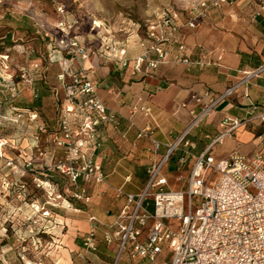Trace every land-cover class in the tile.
<instances>
[{"label": "built area", "instance_id": "2783aa9c", "mask_svg": "<svg viewBox=\"0 0 264 264\" xmlns=\"http://www.w3.org/2000/svg\"><path fill=\"white\" fill-rule=\"evenodd\" d=\"M229 0H192L181 7H168L153 19L146 20L143 26L134 30V40L130 51L125 43L114 44L108 40L103 52L90 49L88 52L76 41L70 45L76 47V54L87 58L90 53L114 61L126 69L131 76L148 77L159 66L184 64L204 66L212 63L207 52L198 60L186 55L185 35L188 30L196 29L214 8ZM264 24V0L254 13ZM139 27L142 34H139ZM264 30V26H262ZM4 57V56H3ZM221 56H217V61ZM4 69V70H3ZM6 64L0 68V81L15 91L11 76L5 74ZM264 73V64L242 72L237 84L230 86L215 96L205 90L195 97L199 111L190 109L191 120L179 139L166 144V152L159 160H153L147 168L148 180L139 193L125 192L116 188L117 196L125 198V204L115 219L105 225L101 236L103 241L117 244L115 263L125 252L130 261H147L148 264H264V156L253 155L246 160L245 155L233 151L218 160L210 153V146L195 156L183 188H167V178L162 173L163 165L171 154L186 140L187 134L216 106L230 96L238 86L247 85L252 78ZM24 77V74L21 75ZM64 97L62 99L57 132L52 142L64 149L66 156L58 160L56 167L65 173L72 182L82 180L87 183H102L106 176L101 166L85 151L84 144L91 138L96 127L102 122H116L115 115L96 95L95 84L88 78L86 70L81 67L74 73L70 82H62ZM185 107V103L180 104ZM131 114L141 112L150 114V108L144 105L134 106ZM78 113L81 118L80 131L74 132L68 116ZM34 120L35 113H28ZM226 129L214 139L230 135L241 122L226 117L222 120ZM146 130H140L138 137ZM73 136H80L73 139ZM84 136V137H81ZM154 150L158 142L153 140ZM187 153V151H185ZM218 171L221 176L209 185L208 173ZM181 180V176L176 178ZM82 193L76 197H81ZM187 197V207L184 197ZM195 203V210L192 209ZM152 205V210L149 207ZM175 219L177 224L169 223ZM90 230L82 237V244L76 253L85 264L88 253L96 252L97 228L102 224L95 216H89ZM148 222L150 224L148 225ZM145 236L142 238V236ZM169 243L173 250L170 260H158L162 245Z\"/></svg>", "mask_w": 264, "mask_h": 264}, {"label": "rangeland", "instance_id": "374dc122", "mask_svg": "<svg viewBox=\"0 0 264 264\" xmlns=\"http://www.w3.org/2000/svg\"><path fill=\"white\" fill-rule=\"evenodd\" d=\"M182 2L0 0V68L8 66L5 74L15 88L12 92L3 85L7 81H0V264H71L74 229L68 219L76 218V209L87 207L90 189L98 184L72 182L57 169L66 154L52 139L64 97L62 82H70L81 67L88 76L94 58L111 66L117 63L95 53L82 58L70 43L76 41L87 52H103L108 40L129 48L138 26L168 7H181ZM28 113H35V119L30 120ZM68 118L72 130L79 132L81 116L73 113ZM235 147L227 138L211 153L218 160ZM255 154L242 155L248 160ZM175 159L176 152L168 164ZM208 176L211 186L221 174L215 171ZM82 190L83 195L76 197ZM184 204L187 207L186 196ZM169 223L174 228L177 221ZM162 247L158 260L169 261L173 248L169 243ZM120 257L122 264L125 252Z\"/></svg>", "mask_w": 264, "mask_h": 264}, {"label": "crops", "instance_id": "0c3cea01", "mask_svg": "<svg viewBox=\"0 0 264 264\" xmlns=\"http://www.w3.org/2000/svg\"><path fill=\"white\" fill-rule=\"evenodd\" d=\"M188 1L192 0H183L182 3ZM261 1L224 2L220 8L212 9L196 29L186 32V55L198 60L205 51L212 60L210 64L161 65L150 76L141 77L131 76L118 64L111 66L97 58L92 59L88 78L95 84L96 95L114 113L116 122L99 123L83 147L101 166L106 178L90 189V196L86 198L87 207L76 209L79 212L76 218L68 219V225L74 229V238L69 245L73 253L69 258L71 264L80 262L75 253L81 247L82 236L90 230V215L102 224L96 225L98 250L88 253L85 264L115 263L117 244L115 241L106 243L101 234L105 225L115 219L125 204V198L117 196L116 188L135 194L142 191L148 180V166L165 154L166 144L179 139L191 120L188 111H199L196 96L205 90L217 96L240 82L243 71L264 64V24L254 17ZM128 49L130 54L133 53L131 48ZM219 55L221 59L217 61ZM244 90V86L240 85L222 100L187 134L186 140L191 145L184 146L181 142L171 154L176 152V159L172 165L168 164V159L162 168L167 188H183L195 156L210 145L211 153L227 138L236 144L233 151L264 156V73L249 81L247 93ZM181 103H185V107H181ZM141 105L150 108L149 115L141 112L131 114L132 107ZM226 117L237 119L241 124L230 135L213 143L226 129L222 124ZM140 130L146 131L138 137ZM153 140L159 144L156 151ZM178 176H181L180 181L176 179ZM144 236L145 233L142 238ZM122 264L148 262L130 261L125 253Z\"/></svg>", "mask_w": 264, "mask_h": 264}, {"label": "trees", "instance_id": "16d2710c", "mask_svg": "<svg viewBox=\"0 0 264 264\" xmlns=\"http://www.w3.org/2000/svg\"><path fill=\"white\" fill-rule=\"evenodd\" d=\"M20 107H22V108H27L28 106L26 105V106H24V105H22V106H20ZM72 118V117H71Z\"/></svg>", "mask_w": 264, "mask_h": 264}]
</instances>
